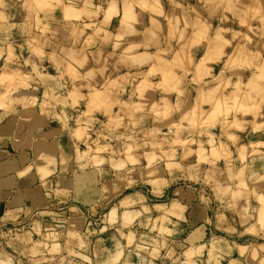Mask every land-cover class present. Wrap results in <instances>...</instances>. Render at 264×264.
<instances>
[{"label": "crops", "instance_id": "0c3cea01", "mask_svg": "<svg viewBox=\"0 0 264 264\" xmlns=\"http://www.w3.org/2000/svg\"><path fill=\"white\" fill-rule=\"evenodd\" d=\"M262 18L264 0H0V230L29 227L0 244V264H244L245 249L260 264L264 183L212 200L211 186L177 183L180 149L168 162L160 150L85 162L78 145L95 118L112 120L133 73L135 96L152 97L147 81L180 78L196 49L205 65L222 58L228 36H207L218 19L223 30ZM46 121L60 130L17 148ZM247 168L257 180L264 158Z\"/></svg>", "mask_w": 264, "mask_h": 264}, {"label": "rangeland", "instance_id": "374dc122", "mask_svg": "<svg viewBox=\"0 0 264 264\" xmlns=\"http://www.w3.org/2000/svg\"><path fill=\"white\" fill-rule=\"evenodd\" d=\"M224 22L218 19L216 30L207 31L212 38L215 34L228 36L219 60L205 65L200 61L203 48L196 49L190 54L188 70L182 71L180 78L147 81L150 93L154 94L149 98L133 93L140 85V79L134 77L140 73L129 75L132 80L127 81L129 87L122 100L125 103L111 115L112 120L103 116L94 119L93 127L86 129L84 141L78 145L80 157L87 162L95 152L101 156L111 153L117 162L124 155H133L146 163L145 154L161 157L160 150L165 152L164 161L168 162V154L172 159L173 152L180 149L181 176L177 183L186 187L211 186L213 190L207 193L213 195L212 200H223L230 194L231 198L242 200L249 185L264 183V174L254 180L253 172L247 168L251 153L264 158V18L256 23L251 20L241 29L235 27L236 22L229 21L228 29L222 30ZM146 70L143 68L142 72ZM45 123L37 130H24L17 148L25 141L27 145L35 136L60 130L56 122ZM8 147L7 144L5 148ZM4 153L14 154L10 147ZM205 174L210 175L205 179ZM222 210L219 203L214 204V214ZM102 216L96 215L86 225L94 228ZM28 229L25 222H17L0 230L2 250L5 240H16ZM255 242L262 250L260 264H264V239ZM41 248L44 252L43 245ZM27 258L22 259V264H28ZM258 258L257 250H243L244 264H258ZM217 261L213 256L212 263ZM53 264L67 262L56 259Z\"/></svg>", "mask_w": 264, "mask_h": 264}, {"label": "bare ground", "instance_id": "6f19581e", "mask_svg": "<svg viewBox=\"0 0 264 264\" xmlns=\"http://www.w3.org/2000/svg\"><path fill=\"white\" fill-rule=\"evenodd\" d=\"M164 80V79H163ZM216 101V100H215ZM41 149V148H40ZM42 151V150H41ZM26 181H28V180H26Z\"/></svg>", "mask_w": 264, "mask_h": 264}, {"label": "water", "instance_id": "95a60500", "mask_svg": "<svg viewBox=\"0 0 264 264\" xmlns=\"http://www.w3.org/2000/svg\"><path fill=\"white\" fill-rule=\"evenodd\" d=\"M4 151H7L6 149Z\"/></svg>", "mask_w": 264, "mask_h": 264}]
</instances>
